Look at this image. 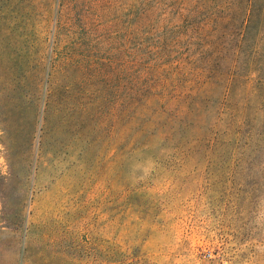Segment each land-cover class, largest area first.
Returning a JSON list of instances; mask_svg holds the SVG:
<instances>
[{"label":"rangeland","instance_id":"obj_1","mask_svg":"<svg viewBox=\"0 0 264 264\" xmlns=\"http://www.w3.org/2000/svg\"><path fill=\"white\" fill-rule=\"evenodd\" d=\"M0 264H264V0H0Z\"/></svg>","mask_w":264,"mask_h":264}]
</instances>
